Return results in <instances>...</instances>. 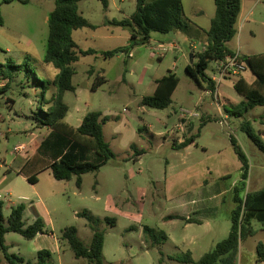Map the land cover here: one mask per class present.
<instances>
[{"label":"rangeland","instance_id":"1","mask_svg":"<svg viewBox=\"0 0 264 264\" xmlns=\"http://www.w3.org/2000/svg\"><path fill=\"white\" fill-rule=\"evenodd\" d=\"M255 1H258L256 5ZM246 3L252 14L248 20H241L237 36L229 43V48L241 57L264 53V0H246ZM201 4L206 11L203 16L198 14ZM184 7L189 19L210 27L216 11L214 0H184ZM54 8L55 0L12 3L0 0L4 22L0 26V63L9 66L12 77L9 89L3 91L8 81L0 76V200L5 202V225H9L12 208L21 204L27 207L23 217L26 226L36 220L28 208L33 202L44 201L49 212L39 208L49 233L40 236L37 244L18 233L6 235L9 254L27 263L37 261L40 250H48L51 264H88L75 257L67 242L59 240L61 254L54 252L53 246L70 226L78 229V236L85 244L91 243L90 222L80 216L86 211L93 217L96 229L105 234L107 264H184L178 258L188 250L199 261L231 230L235 208L233 189L242 177L241 162L232 147L231 136L249 159L246 191L264 188V152L242 129L245 120L251 121L264 141V106L250 110L241 118L229 116L228 112H233L244 100L235 89L236 82L241 77L252 82L255 76L247 70L223 81L218 87L219 103L207 82L217 75L219 62L210 63L206 79L198 84L187 73L189 38L178 32L153 33L149 44L133 49L128 63L122 53L111 59L81 56L74 64L73 85L77 90L64 94V102L70 108L65 121L78 126L92 111L108 116L104 133L114 157L98 173L83 176L82 187L78 188L76 178L71 181L54 178L48 168L53 160L51 151L47 146L41 147L52 131L37 126V113L44 106L40 80L53 81L58 74L55 67L44 61L48 20ZM135 10L136 0H109L107 10L100 0H82L79 14L98 28L76 30L73 38L82 50L107 51L127 45L133 29L107 22L130 18ZM171 44L175 47H170ZM170 72L180 79L172 105L164 110L143 106L142 99L154 93L155 81ZM98 75H103L107 82L93 90ZM54 91L52 88L47 93L48 99ZM182 109L214 119L201 129L197 144L188 150L174 149V138L184 140L193 123L197 133L201 117L182 121ZM180 123L185 124L184 132L178 128ZM31 133L37 134V144L32 143ZM20 145L24 148L17 150ZM137 152H143L142 156H136ZM98 158L94 152L90 153L89 160L98 161ZM191 169L195 175L189 176ZM26 176H36L37 185L25 180ZM167 180L172 183L173 196L182 195L189 188V193L182 195L189 201V207L181 208L177 197L171 200L166 191ZM195 199L200 202L193 204ZM197 210L201 211L194 213ZM187 213L204 223L186 228L181 220L164 221L166 216ZM108 219H116L115 225ZM145 226L165 231L170 240L153 249L143 238ZM254 226L258 234L242 243V254L246 252L247 257L240 255L242 261L238 264H256L254 251L260 242L264 244V228L259 223ZM0 264L23 263L14 258L9 263L0 251Z\"/></svg>","mask_w":264,"mask_h":264},{"label":"trees","instance_id":"2","mask_svg":"<svg viewBox=\"0 0 264 264\" xmlns=\"http://www.w3.org/2000/svg\"><path fill=\"white\" fill-rule=\"evenodd\" d=\"M15 0H4L12 3ZM82 0H55V8L51 12L48 25L49 37L45 63L58 70L53 81H43V106L37 113V126H43L52 131L51 135L43 141L41 147L47 146L51 151L52 162L48 166L54 178L58 181H71L76 178V185L81 188L83 176L89 173H98L113 157L114 153L104 133V125L109 120L101 112L92 111L85 115L78 128L65 122L70 108L64 102L66 92H75L73 77L76 74L74 64L79 62L81 56H102L111 59L118 54H124L128 59L132 58V51L137 45H147L152 39L153 33L167 35L172 32L187 33L195 22L189 19L185 13L184 0H136V10L130 18L108 21L107 24L131 27L132 35L127 45L100 51L95 49L82 50L73 38V32L83 28L97 29L79 14L78 5ZM104 9L109 7V0H100ZM216 11L211 20L209 30L206 31V41L203 50L194 53L195 61L187 66L188 75L198 84L207 77L206 71L212 61H222L235 51L229 48V43L238 34V21L242 11V0H214ZM3 18L0 10V26H3ZM243 61H249V70L255 76L252 82L241 77L235 84L236 91L244 100L234 109L228 111L230 116L241 118L256 107L264 106V53L255 56L241 57ZM8 65L0 63V76L8 81L3 91H7L12 80L8 71ZM92 73L93 70L91 69ZM36 74V78L38 79ZM39 80V79H38ZM212 90H215L213 81L207 79ZM107 82L103 75L95 79L93 90H97ZM180 79L170 72L156 81V89L152 95L142 99V105L154 109L164 110L173 103V95L179 86ZM38 85V83L36 84ZM55 88L51 99L47 93ZM201 125L197 133L195 130L187 132L186 138L179 142L173 141L176 150L186 149L197 144L201 129L214 119L210 116L201 117ZM242 129L248 134L253 143L264 152V141L256 134L251 121L245 120ZM232 147L238 156L242 166V177L234 186L233 200L235 208L232 213V226L229 235L219 242L215 248L204 254L199 261H195L192 252H183L178 261L184 264H238L241 260L242 243L256 236L258 230L254 224L259 223L264 228V188L255 192L246 191L249 179V159L241 145L234 136H231ZM94 152L98 161L89 160L90 153ZM32 184L38 183L36 176L28 177ZM4 202L0 201V251L4 258L11 263L12 258L20 260L23 264H51V252L40 250L37 253V261L27 262L16 255L9 254L6 244V235L10 232L18 233L28 240L35 239L39 234H48L49 230L42 218H37L31 225L26 226L23 217L26 210L24 204L12 208L8 218L9 225H5ZM80 216L90 222L93 237L89 245L85 244L78 236V229L70 226L64 229L59 240L68 243L77 259L86 260L88 264H107L105 261L104 247L105 234L94 226V219L88 212ZM166 221L185 220L187 223L197 222L195 219L169 215ZM115 225L116 219H108ZM143 233L146 242L152 247H160L167 240L165 231H157L145 226ZM162 260V259H161ZM256 264L264 263V244L260 242L256 247Z\"/></svg>","mask_w":264,"mask_h":264},{"label":"crops","instance_id":"3","mask_svg":"<svg viewBox=\"0 0 264 264\" xmlns=\"http://www.w3.org/2000/svg\"><path fill=\"white\" fill-rule=\"evenodd\" d=\"M257 2L258 1H255V5L257 4ZM246 0H242V11H241V14H240V17H239V21H238V24L240 23V22H242V21H244V20H248L249 19V16L252 14V9L250 10L249 9V11H248V8H247V6H246ZM254 5V6H255ZM254 8V7H253ZM206 13V11H205V6H203L202 4L199 6V11H198V14L199 15H201V16H203L204 14ZM214 17V16H213ZM212 20V19H211ZM242 20V21H241ZM211 25V24H210ZM195 28L191 31V32H187V33H184V32H178V33H182V34H187V36H188V38H189V48H190V58H189V56H188V65L189 64H191V55H194V53H198V52H200V51H202L203 50V45H204V43H205V41H206V31L207 30H209V28L210 27H205V26H202L201 24H198V23H196L195 22V26H194ZM129 43V42H128ZM127 43V44H128ZM189 59H190V61H189ZM255 79V78H254ZM253 79V80H254ZM157 81V80H156ZM156 81H155V84H156ZM155 89H156V87H155ZM155 91V90H154ZM228 116V115H227ZM230 116V115H229ZM65 120H66V118H65ZM65 122H67V121H65ZM80 122V121H79ZM68 123V122H67ZM81 124H79L78 126H73V127H75V128H78L79 126H80ZM192 130H195V126H194V123L191 125V127H190V132L192 131ZM31 136H33V138L31 139V141H32V143L34 142V143H36L37 144V134H34V133H31ZM176 138H174V140H175ZM176 140H178L179 142H182L183 141V139H180V138H178V139H176ZM189 148H191V147H189ZM188 148V149H189ZM187 149V148H186ZM187 149V150H188ZM142 154H143V152H137L136 153V156H138V157H141L142 156ZM241 166H242V164H241ZM17 171H19V170H17ZM51 171V170H50ZM188 172L190 173V175L189 176H191V175H195V172H194V169H191V170H188ZM18 176H22V174L21 173H18L17 174ZM85 176V175H84ZM28 177H30V176H26V177H24V179L25 180H27L28 181ZM223 177H225V176H223ZM220 178H222V177H220ZM29 182V181H28ZM207 182V181H206ZM30 183V182H29ZM32 184V183H31ZM83 184V183H82ZM32 185H37V183L36 184H32ZM198 186V185H197ZM82 187V186H81ZM171 189H172V183H171V181L170 180H167V182H166V191L168 192V193H170V196L169 197H171V200H173L175 197H177V203L178 204H180L181 205V208H187V207H189V201H187V200H185L184 198H182V195H185V194H187V192L189 193V188H187V189H184L185 191L182 193V195H178V196H173V194L170 192L171 191ZM192 189V188H191ZM204 200V199H203ZM1 201V200H0ZM4 202V201H3ZM200 202V200L199 199H195V200H193L192 201V203L193 204H198ZM4 204H5V202H4ZM27 208V207H26ZM28 208H30V210L32 211V214L34 215V217H35V219H37V218H40L41 217V212H40V210H39V208H42L47 214L49 213L48 212V209L46 208V206H45V204H44V201H40V203H37V202H33L31 205H29V207ZM201 210H197V211H195L194 213H198V212H200ZM173 215H177V216H181V217H185L186 219H188V218H191V219H195L197 222H195V223H187L185 220H181V221H183V223H184V225H185V227L187 228V227H189L191 224H199V225H201V224H203L204 223V221L203 220H201V219H199V218H197V217H194V216H191V214H189V213H187L186 215L185 214H173ZM164 221H166L165 220V218H164ZM172 221H175V220H170V221H167V222H172ZM47 225V224H46ZM144 228V227H143ZM167 234V233H166ZM40 236H47V234H39L35 239H33V242H35V244H37L36 242H37V239L40 237ZM52 236H54V233H52ZM167 236H168V240H170V236L167 234ZM143 238H145L144 237V233H143ZM59 239L60 238H58V240L56 239V241H55V244L53 245L54 246V248H55V250H54V252H57V253H59V254H61L62 253V249H61V243H59L60 241H59ZM167 240V241H168ZM146 241V240H145ZM166 241V242H167ZM144 242V241H143ZM35 247L37 248V246L35 245ZM257 247V246H256ZM256 247H255V253H256ZM154 248H156V247H153V249ZM39 249H41V246H39V248H38V250ZM149 250H152V249H149ZM243 254H245V256L243 255ZM243 254H241V257H242V255H243V257H247V253L246 252H244ZM242 261V258H241V260H239V262H241ZM251 262H249V263H245V264H250Z\"/></svg>","mask_w":264,"mask_h":264},{"label":"built area","instance_id":"4","mask_svg":"<svg viewBox=\"0 0 264 264\" xmlns=\"http://www.w3.org/2000/svg\"><path fill=\"white\" fill-rule=\"evenodd\" d=\"M164 47V45H162ZM170 47H175L174 44H171ZM166 49V48H164ZM247 70H249L247 61H243L241 59V56L239 52H237L235 55H231L227 57L225 60L219 61V67H218V72L217 75L211 78L213 83L215 84V90L214 92H211L217 99V101L220 103V93H219V85L225 81L230 79L232 76H238L242 73H245ZM181 112V119L182 121L188 120V119H195L201 117L198 112L195 111H190L186 109L180 110ZM178 128L180 129L181 132H184L185 124L180 123L178 125ZM24 148L23 145H20L17 147V150H22ZM264 264V263H260Z\"/></svg>","mask_w":264,"mask_h":264},{"label":"water","instance_id":"5","mask_svg":"<svg viewBox=\"0 0 264 264\" xmlns=\"http://www.w3.org/2000/svg\"><path fill=\"white\" fill-rule=\"evenodd\" d=\"M193 62H194V56L191 55V64H193ZM247 64H248V67H250V63H249V61H247Z\"/></svg>","mask_w":264,"mask_h":264}]
</instances>
